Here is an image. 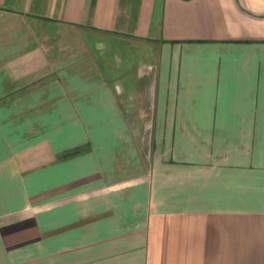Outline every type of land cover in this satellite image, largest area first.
Wrapping results in <instances>:
<instances>
[{
  "label": "crops",
  "instance_id": "crops-1",
  "mask_svg": "<svg viewBox=\"0 0 264 264\" xmlns=\"http://www.w3.org/2000/svg\"><path fill=\"white\" fill-rule=\"evenodd\" d=\"M0 264H264V0H0Z\"/></svg>",
  "mask_w": 264,
  "mask_h": 264
}]
</instances>
